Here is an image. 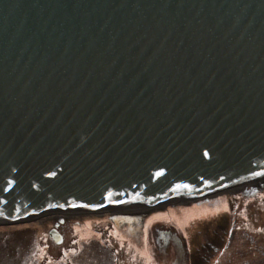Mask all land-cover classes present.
Returning a JSON list of instances; mask_svg holds the SVG:
<instances>
[{"label":"water","instance_id":"water-1","mask_svg":"<svg viewBox=\"0 0 264 264\" xmlns=\"http://www.w3.org/2000/svg\"><path fill=\"white\" fill-rule=\"evenodd\" d=\"M262 177L264 0H0L1 223Z\"/></svg>","mask_w":264,"mask_h":264},{"label":"rangeland","instance_id":"rangeland-1","mask_svg":"<svg viewBox=\"0 0 264 264\" xmlns=\"http://www.w3.org/2000/svg\"><path fill=\"white\" fill-rule=\"evenodd\" d=\"M238 189L175 200L152 209L83 213L77 217L51 212L28 223L0 222V264H173L178 257L180 264L187 260L188 249L193 252L199 244L202 248L217 246L218 237L227 241L235 227L248 232L247 238L243 236L249 244L261 245L264 242V180L246 183ZM207 208L210 214L203 213ZM183 210L198 212L193 217L189 215L188 224L182 227L172 217ZM60 217L63 222L59 221ZM85 220L91 224L89 234L82 237ZM53 229L63 237L61 244L50 238ZM207 253L203 251L202 255L205 257ZM223 254V264L240 257L236 247ZM240 255L242 262L231 264L248 261L243 253ZM220 256L218 249L213 250L206 263L216 264ZM194 260L200 263L201 257ZM249 261L255 264L257 260L252 261L249 256Z\"/></svg>","mask_w":264,"mask_h":264},{"label":"flooded vegetation","instance_id":"flooded-vegetation-1","mask_svg":"<svg viewBox=\"0 0 264 264\" xmlns=\"http://www.w3.org/2000/svg\"><path fill=\"white\" fill-rule=\"evenodd\" d=\"M247 234H248V232L246 230H244L243 228L235 227L232 230L230 237L227 239V241L223 240V239H219L221 236L218 237L217 246H205L202 248V246H201L202 244H199L197 247H195L193 252H191L188 249L189 256L186 254V258L188 257L187 260L185 259L182 263L180 262V264H185V263L192 264V262H193V264H201V263L202 264H208L206 262H207V260L210 259L211 252L213 250L215 251L216 249H218V253H219V255H221L220 260H216V264H223V262H224V259L222 260V258H224L223 253L227 252V249L232 250V248H234V247L237 248V253H238L237 255H239L241 257L240 254L243 253V257L247 258L246 260H248V261H246L245 264H254V262L249 261V256L252 258V261H253V258H255L257 260L255 264H264V242H263V240L261 241V245H254L253 246L252 244H249V242L246 241L245 237ZM216 236H218V235L216 234ZM238 237L240 238V240ZM233 241L235 242V244H233ZM219 242H223V244H221ZM203 251L208 252L205 255V257H204V255H202ZM197 257H199V258L201 257L200 263H198L197 261L194 260ZM203 257L205 258L204 261H203ZM240 257H238L236 260H231L230 264L232 262L233 263L242 262V259ZM179 261H180V259L178 257L177 262L174 261L173 264H179Z\"/></svg>","mask_w":264,"mask_h":264},{"label":"bare ground","instance_id":"bare-ground-1","mask_svg":"<svg viewBox=\"0 0 264 264\" xmlns=\"http://www.w3.org/2000/svg\"><path fill=\"white\" fill-rule=\"evenodd\" d=\"M261 180H264V177H262V178H258V179H255V180H253V182L252 183H255V182H258V181H261ZM235 189H238V186H235ZM239 189H240V187H239ZM238 189V190H239ZM226 191H229V189H227V190H225V192ZM217 194V193H216ZM182 200V199H186V198H184V197H180V198H178V199H176V200ZM165 204H166V202H164ZM140 208H145V207H143V206H140ZM135 209V208H134ZM136 209H138V208H136ZM208 209V208H207ZM205 210L204 209V211H203V213H211V210H210V208L208 209V210ZM117 210H126V209H117ZM116 210V211H117ZM129 210V209H128ZM139 210H142V209H139ZM196 212H198V210H195ZM195 211H189V210H183V211H178L176 214H173V215H175V216H173L172 218H173V220L175 221V224H178V225H181L182 227L184 226V225H186V224H188V217H189V215L190 216H192V214L195 212ZM201 214H202V212H201ZM71 217H75V216H71ZM193 217V216H192ZM191 217V218H192ZM151 218H153V217H151ZM151 218L149 219V220H151ZM85 219H88V218H85ZM88 220H90V219H88ZM88 220H85L84 222H83V225H84V229L83 230H81V232H82V234H84V235H82V237H85V236H87L88 234H89V226H90V224H91V222L90 221H88ZM172 220V221H173ZM148 222V221H147ZM140 249V248H139Z\"/></svg>","mask_w":264,"mask_h":264},{"label":"clouds","instance_id":"clouds-1","mask_svg":"<svg viewBox=\"0 0 264 264\" xmlns=\"http://www.w3.org/2000/svg\"><path fill=\"white\" fill-rule=\"evenodd\" d=\"M61 244V243H60ZM58 245V244H57Z\"/></svg>","mask_w":264,"mask_h":264}]
</instances>
